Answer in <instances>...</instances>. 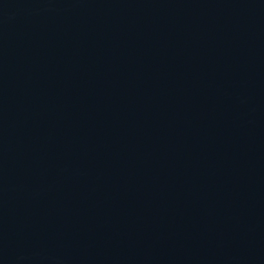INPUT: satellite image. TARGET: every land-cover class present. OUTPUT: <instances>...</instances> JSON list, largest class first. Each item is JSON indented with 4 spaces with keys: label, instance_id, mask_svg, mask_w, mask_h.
I'll return each instance as SVG.
<instances>
[{
    "label": "water",
    "instance_id": "1",
    "mask_svg": "<svg viewBox=\"0 0 264 264\" xmlns=\"http://www.w3.org/2000/svg\"><path fill=\"white\" fill-rule=\"evenodd\" d=\"M0 264H264V0H0Z\"/></svg>",
    "mask_w": 264,
    "mask_h": 264
}]
</instances>
